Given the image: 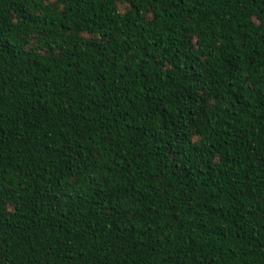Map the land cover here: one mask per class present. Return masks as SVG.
<instances>
[{"label": "trees", "instance_id": "obj_1", "mask_svg": "<svg viewBox=\"0 0 264 264\" xmlns=\"http://www.w3.org/2000/svg\"><path fill=\"white\" fill-rule=\"evenodd\" d=\"M0 264H264V0H0Z\"/></svg>", "mask_w": 264, "mask_h": 264}]
</instances>
